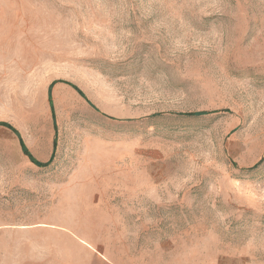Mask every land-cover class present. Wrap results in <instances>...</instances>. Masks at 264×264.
<instances>
[{
    "label": "rangeland",
    "instance_id": "rangeland-1",
    "mask_svg": "<svg viewBox=\"0 0 264 264\" xmlns=\"http://www.w3.org/2000/svg\"><path fill=\"white\" fill-rule=\"evenodd\" d=\"M0 264H264V0H0Z\"/></svg>",
    "mask_w": 264,
    "mask_h": 264
}]
</instances>
